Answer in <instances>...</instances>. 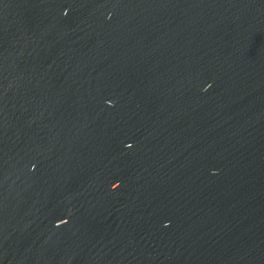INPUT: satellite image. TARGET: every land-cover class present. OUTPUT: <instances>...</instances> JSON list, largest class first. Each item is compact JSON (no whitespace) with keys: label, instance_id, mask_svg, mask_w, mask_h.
<instances>
[{"label":"water","instance_id":"95a60500","mask_svg":"<svg viewBox=\"0 0 264 264\" xmlns=\"http://www.w3.org/2000/svg\"><path fill=\"white\" fill-rule=\"evenodd\" d=\"M0 264H264V0H0Z\"/></svg>","mask_w":264,"mask_h":264},{"label":"clouds","instance_id":"9594fccd","mask_svg":"<svg viewBox=\"0 0 264 264\" xmlns=\"http://www.w3.org/2000/svg\"><path fill=\"white\" fill-rule=\"evenodd\" d=\"M205 91H207V89H205Z\"/></svg>","mask_w":264,"mask_h":264}]
</instances>
